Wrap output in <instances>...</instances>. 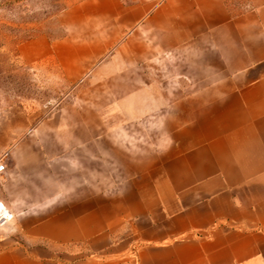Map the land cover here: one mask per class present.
<instances>
[{
	"label": "crops",
	"instance_id": "crops-1",
	"mask_svg": "<svg viewBox=\"0 0 264 264\" xmlns=\"http://www.w3.org/2000/svg\"><path fill=\"white\" fill-rule=\"evenodd\" d=\"M58 19L41 57L66 85L161 81L177 117L145 146L87 144L118 184L1 230L0 264H264V0H72ZM171 54L194 73L177 98L153 74ZM103 112H74L79 133Z\"/></svg>",
	"mask_w": 264,
	"mask_h": 264
},
{
	"label": "rangeland",
	"instance_id": "rangeland-1",
	"mask_svg": "<svg viewBox=\"0 0 264 264\" xmlns=\"http://www.w3.org/2000/svg\"><path fill=\"white\" fill-rule=\"evenodd\" d=\"M71 1L0 0V164L6 166L0 173V231L5 230V236L18 234L24 223L45 219L88 191L114 189L119 168L99 166L96 149L88 150L87 144H96L106 134L135 148L145 146L159 141L168 111L171 124L177 117L175 103L162 108V90L167 87L161 81L157 87L82 82L68 86L58 77L41 55L48 42L61 35L58 16ZM170 57L169 71L159 68L153 74L160 80L169 77L171 98H177L182 79L194 73L176 56ZM86 109L105 110L100 119L92 120L95 133L88 136L79 133L80 120L72 118ZM61 130L74 133L60 134ZM70 248L78 257L85 253L77 243L58 246V254Z\"/></svg>",
	"mask_w": 264,
	"mask_h": 264
},
{
	"label": "built area",
	"instance_id": "built-area-1",
	"mask_svg": "<svg viewBox=\"0 0 264 264\" xmlns=\"http://www.w3.org/2000/svg\"><path fill=\"white\" fill-rule=\"evenodd\" d=\"M6 166L4 164H0V172H3L6 170L5 168ZM2 212V210L0 209V213ZM0 220H1V214H0Z\"/></svg>",
	"mask_w": 264,
	"mask_h": 264
}]
</instances>
